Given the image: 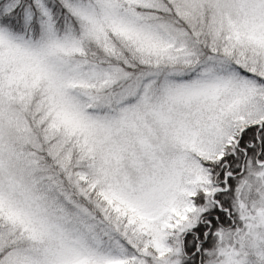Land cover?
<instances>
[{
  "label": "snow or ice",
  "instance_id": "obj_1",
  "mask_svg": "<svg viewBox=\"0 0 264 264\" xmlns=\"http://www.w3.org/2000/svg\"><path fill=\"white\" fill-rule=\"evenodd\" d=\"M0 264H264V0H0Z\"/></svg>",
  "mask_w": 264,
  "mask_h": 264
}]
</instances>
